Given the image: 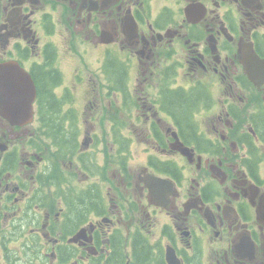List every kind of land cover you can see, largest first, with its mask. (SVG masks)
Segmentation results:
<instances>
[{"label": "flooded vegetation", "instance_id": "obj_1", "mask_svg": "<svg viewBox=\"0 0 264 264\" xmlns=\"http://www.w3.org/2000/svg\"><path fill=\"white\" fill-rule=\"evenodd\" d=\"M2 85L0 264H264V0H0Z\"/></svg>", "mask_w": 264, "mask_h": 264}, {"label": "rangeland", "instance_id": "obj_2", "mask_svg": "<svg viewBox=\"0 0 264 264\" xmlns=\"http://www.w3.org/2000/svg\"><path fill=\"white\" fill-rule=\"evenodd\" d=\"M94 62H95V58H92L89 60L88 64L93 65ZM99 90L102 91L100 84H99ZM106 91L107 89H105V96L103 95L100 96L99 98L100 104L98 108L96 109V111L94 112L88 111L87 114L82 112V117L79 119V123H82L84 120L90 121L89 123L92 125L93 127L92 129L94 130V132H96L99 135L105 134V138H106V133L108 131L110 122L113 119H118L119 117L122 118L123 116H126V115H123V112L121 110L118 113V111L116 110V105L111 103L113 98L106 95ZM116 104L118 105L117 102ZM90 113H95V114L90 116L88 115ZM34 124L37 125V122L34 121ZM81 130H82V127H81ZM34 136L40 137L38 133H36ZM81 137L82 136H80L79 138ZM109 142L111 143V139H109ZM41 146H42V143H41ZM100 172L103 173V170L100 169ZM108 175L109 173H106L107 177Z\"/></svg>", "mask_w": 264, "mask_h": 264}, {"label": "water", "instance_id": "obj_3", "mask_svg": "<svg viewBox=\"0 0 264 264\" xmlns=\"http://www.w3.org/2000/svg\"><path fill=\"white\" fill-rule=\"evenodd\" d=\"M6 67H8V66H6ZM5 85H2V86H0V90L2 91V92H4L5 91ZM33 89V88H32ZM0 99H2V100H0V105L1 106H3L2 108H0L1 109V111L3 112V114H5V115H7V111H6V106H9V104H8V102H6L5 101V96H4V98H0Z\"/></svg>", "mask_w": 264, "mask_h": 264}]
</instances>
